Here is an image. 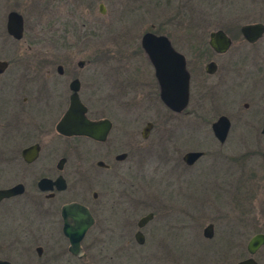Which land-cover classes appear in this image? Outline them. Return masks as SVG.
Instances as JSON below:
<instances>
[{"label":"flooded vegetation","instance_id":"flooded-vegetation-1","mask_svg":"<svg viewBox=\"0 0 264 264\" xmlns=\"http://www.w3.org/2000/svg\"><path fill=\"white\" fill-rule=\"evenodd\" d=\"M33 1L0 0V189H21L0 199V264H196L186 258L196 253L197 241L208 247L214 264H231L242 248L244 256L232 264L248 257L259 264L253 255L264 244L248 254L246 230L229 222L252 215L242 207L247 186L252 187L254 200L264 199V0H239L248 3L247 10L238 9L242 22L212 20L209 25L138 22L136 14L127 12L124 23L118 19L111 23L113 38L118 39L111 53L87 54L86 58L55 51L59 43L52 35L46 50L33 51L38 37L29 33L25 37L24 28L25 11L33 8ZM96 1L97 11L103 14L101 0ZM147 2L152 10L154 2ZM45 3L48 11L53 9L54 0ZM116 3L118 0H113ZM228 3L209 0L211 14H221ZM73 12L68 11L63 20V32H68V27L84 26L83 16L74 17ZM9 13L20 15L19 38L6 30ZM59 22L52 19L51 32ZM246 25L260 26L259 35L245 37L241 29ZM217 31L226 39L224 49L213 45ZM146 35L163 37L167 42L158 39L146 43ZM77 39L83 43L80 33ZM103 57L110 61L107 75L98 68L105 64ZM89 65L88 73H81ZM182 69L187 75V99L182 109L174 111L161 94ZM73 80L83 116L91 122L108 123L103 139L57 131L56 125L69 106ZM204 102L223 109L213 119L201 118L209 125L213 142L222 146L228 139L236 141L243 147L237 154L244 158L241 163L249 162L246 172L241 170L236 180H221L223 173L220 175L218 188L229 189L232 184L235 189L234 194L227 193V205L207 203L206 212L198 214L199 206L205 205L187 208L176 197H133L132 182L94 178L97 170L106 171L109 178L117 177L121 163L131 161L134 147L140 144L132 137L133 109L146 111L139 131L145 140L152 129H163L169 120L163 112L181 114L190 105L196 109ZM220 115L228 121L221 141L211 130ZM188 151L203 154L187 165L181 159L185 151L180 156L184 166H192L205 155L203 150ZM95 184L97 189H93ZM69 203L87 210L76 217L79 223L64 222L71 216L62 215L60 210ZM86 217L90 223L78 242L80 254L74 255L64 227L84 224ZM201 220L206 222L199 229ZM207 225L211 226L210 235L204 236ZM224 238L231 242L216 245ZM183 242L188 247L185 250Z\"/></svg>","mask_w":264,"mask_h":264},{"label":"rangeland","instance_id":"rangeland-1","mask_svg":"<svg viewBox=\"0 0 264 264\" xmlns=\"http://www.w3.org/2000/svg\"><path fill=\"white\" fill-rule=\"evenodd\" d=\"M154 4L149 9L147 0H118L113 4V0H101L105 11L100 14L97 11L96 0H84L81 4L77 0H54L52 10L48 11L45 0H34L33 8L25 11V37L27 34L38 37L34 44L33 51H42L48 48V37L54 36L59 44H55V51H67L80 57H88L87 54L111 53V48L118 39L113 38L114 31L111 23L113 20H120V24L126 21L127 12L136 14V21L146 22L153 20L165 21H184V22H204L209 25L212 20L215 21H237L242 22L239 11L247 10V2L239 0H229L228 6L222 7L221 14L214 16L211 14L209 0H152ZM240 3V4H239ZM244 4V5H243ZM115 5V6H114ZM145 8V10H144ZM219 8V7H218ZM74 9V17L82 15L84 26L80 28L68 27V32H63L62 22L67 19L68 11ZM117 14V15H116ZM140 16H143V18ZM59 19L60 22L53 25L51 32L50 22L52 19ZM78 20V18H75ZM144 22V24H146ZM140 24V23H139ZM81 34L83 43H78V34ZM105 64L98 68L102 74L107 75L110 61L108 57H103ZM91 65L81 69V73H88ZM108 78V77H107ZM118 91L119 87L116 86ZM152 111V110H151ZM223 111L222 108H212L206 102L202 107L196 109L191 105L187 107L184 113L168 114L163 112V116L169 118L163 129L159 126L152 129L145 140L139 135V131L144 124L145 109H133L134 122L132 123L133 140L140 143L134 147L131 161L121 163L122 170L117 173V177L109 178V174L104 170L93 172L94 178L99 181L120 180L132 182L134 187L133 197L158 198V197H176L185 203V207L199 206L198 214L206 212V204L213 207L225 206L229 202V195L234 194V186L230 184L229 189L218 188L220 175L221 180H236L241 170L246 172L249 162H242L243 157L237 156L242 145L236 141L228 139L222 146L213 139L209 132V125L203 124L201 118L213 119ZM206 121V119H205ZM160 132L162 136H158ZM216 149V152H211ZM188 150H203L205 155L201 157L192 166H184L180 161L182 153ZM239 159V160H238ZM246 159V158H245ZM244 163V164H243ZM127 165L130 168L127 169ZM242 167V168H241ZM78 183L83 184L79 179ZM166 186V187H165ZM168 186V187H167ZM97 189V185L93 186ZM251 188L245 189V198L242 201L247 213L252 215L243 217L241 220L229 222L235 228L246 230V240L255 232H264V199L254 200L251 196ZM165 191L166 193H164ZM237 191V190H236ZM251 195V196H250ZM202 210V211H201ZM255 215V216H254ZM253 216V217H251ZM256 217V218H254ZM206 220L199 221V229L202 228ZM231 240L219 239L216 245H226ZM185 250L186 243H182ZM201 241H197L196 253L190 258H186L190 263L196 264H214L211 254ZM238 256H244V248ZM254 258L259 264H264V245L255 253ZM234 258V259H238ZM232 258L230 263L234 262ZM135 260V259H134Z\"/></svg>","mask_w":264,"mask_h":264},{"label":"water","instance_id":"water-1","mask_svg":"<svg viewBox=\"0 0 264 264\" xmlns=\"http://www.w3.org/2000/svg\"><path fill=\"white\" fill-rule=\"evenodd\" d=\"M100 12H103V7L100 4L99 5ZM7 32L12 35L15 38H19L21 35V18L20 15L16 13H9L8 15V22L6 26ZM242 32L245 37L248 39H252L253 37H256L259 35L261 27L257 25H246L242 27ZM251 34V35H250ZM215 40L213 42V45L216 49H224L226 46V39L223 38L220 31H217L215 34ZM143 38H145V42L151 41H157L158 39H162L165 44L166 40H164L163 37H153L150 35H146ZM156 38V39H154ZM59 68V67H58ZM176 75V80L173 79L174 83L167 85V92H163L162 90V99L165 101L166 105L174 110L179 111L182 109L186 104L187 99V75L185 71L182 69L181 71H178ZM163 78V77H162ZM70 89L72 90V95L70 96L69 100V106L66 109L63 116L60 118L59 122L56 125L57 131L63 134L67 135H80L84 134L87 136H90L92 138L96 139H103L104 134L107 131L108 123L106 120H99L95 122L88 121L83 116L84 108L80 104L79 100L77 99V96L75 94V91L77 90V83L76 80H73L69 84ZM228 126L227 119L220 115L217 117V119L211 124V130L213 132V135L218 140H223L224 135L226 133ZM146 133V129L143 130L141 133L143 136ZM203 152L201 151H187L182 155V161L190 165L192 164L199 156H201ZM42 182V181H40ZM21 191V189L18 186H13L10 188L0 189V199L4 197H9L11 195L17 194ZM61 214L62 215H70L71 219H64L65 223H79L81 220L76 218L77 216H80L81 214H87V210L76 203H69L65 204L61 207ZM74 217V218H73ZM90 223V218L86 217V222L81 225H76L73 227H64V233L69 238V251L70 253L74 255H79L78 252V242L79 239L82 237L86 226ZM211 229L210 225H207L203 229L204 236H209V230ZM264 244V233H254L249 237L246 243V251L248 254L252 255L256 249ZM1 264H8L7 262H1ZM235 264H257L251 257L242 259Z\"/></svg>","mask_w":264,"mask_h":264}]
</instances>
